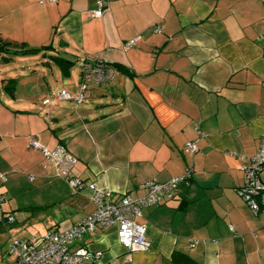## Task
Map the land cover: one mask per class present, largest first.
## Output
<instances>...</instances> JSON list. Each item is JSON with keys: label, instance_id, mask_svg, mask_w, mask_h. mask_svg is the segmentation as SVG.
<instances>
[{"label": "crops", "instance_id": "obj_1", "mask_svg": "<svg viewBox=\"0 0 264 264\" xmlns=\"http://www.w3.org/2000/svg\"><path fill=\"white\" fill-rule=\"evenodd\" d=\"M97 2L0 0V41L39 50L0 53V220L13 217L0 232L42 237L95 211L89 189L73 193L29 147L35 138L76 160L72 178L114 199L191 171L171 198L142 209L147 251L128 253L115 227L97 228L72 247L88 252L83 264H262L264 210L254 214L238 191L264 141V0H105L95 18ZM84 58L112 65V80L89 84L79 105H43L80 93Z\"/></svg>", "mask_w": 264, "mask_h": 264}, {"label": "built area", "instance_id": "obj_2", "mask_svg": "<svg viewBox=\"0 0 264 264\" xmlns=\"http://www.w3.org/2000/svg\"><path fill=\"white\" fill-rule=\"evenodd\" d=\"M55 3V0H50ZM108 11L105 0H98L96 11L92 12L95 18H101L103 13ZM161 33L160 29L155 30ZM140 40V37L132 39L124 44L126 48H132ZM81 83L80 93L71 97L67 92L60 91L58 94L43 100V105H48L55 100L74 102L76 105L85 100V92L88 84L105 85L115 75V69L94 58H85L80 62ZM197 141L185 144V151L189 154L198 152ZM29 147L40 151L43 157L51 162L55 168L56 177L64 180L73 193L89 189L91 191V202L95 211L87 215L79 224L70 229L58 232L48 231L42 237L30 239H11L8 246V254L13 255L12 264H83L89 257L83 247L72 249L75 243L81 241L82 237L92 233L97 228H116V236L119 244L128 252H145L149 249V242L146 237V225L139 222L143 208L158 205L164 198L172 197V190L180 182L190 178L191 171L187 169L183 175L163 184L154 181L141 185L143 196L139 199H132L129 196L114 199L109 193L96 189L94 184H87L77 178L70 176V170L76 160L64 151L57 150L50 152L42 147L37 139H29ZM245 160L243 156H240ZM245 162V161H244ZM242 167L244 174V185L238 191L239 196L249 209L257 214L264 210V184L259 179V174L264 169V141L261 140L260 149L255 157L245 162ZM0 180L6 181V176L0 174ZM0 222L12 223L13 217L6 214ZM232 232L233 229H230ZM99 255H96L98 258ZM264 264V260L262 262Z\"/></svg>", "mask_w": 264, "mask_h": 264}, {"label": "trees", "instance_id": "obj_3", "mask_svg": "<svg viewBox=\"0 0 264 264\" xmlns=\"http://www.w3.org/2000/svg\"><path fill=\"white\" fill-rule=\"evenodd\" d=\"M10 51L12 52V54L14 56H20V57H31V56H35L39 53V50L28 48L23 44L22 45H11V44H7V43H2L0 41V53L8 54ZM6 61H8V59H6ZM70 64H72V63H70ZM110 66H112V65H110ZM94 86H96V85H94ZM68 102H70V101H68Z\"/></svg>", "mask_w": 264, "mask_h": 264}, {"label": "rangeland", "instance_id": "obj_4", "mask_svg": "<svg viewBox=\"0 0 264 264\" xmlns=\"http://www.w3.org/2000/svg\"><path fill=\"white\" fill-rule=\"evenodd\" d=\"M72 65V72H73V77L76 76L77 72H78V66L79 63H75L74 61L71 62ZM53 65L56 67L55 62H53ZM57 69V67H56ZM89 85V84H88ZM57 93H59V91H57ZM55 93V94H57ZM11 239H8V236L5 234V232H0V264H4L5 263V259H9L11 257L9 256H13V255H8V257L6 256V258H4V256L6 254H8V246L10 243Z\"/></svg>", "mask_w": 264, "mask_h": 264}]
</instances>
